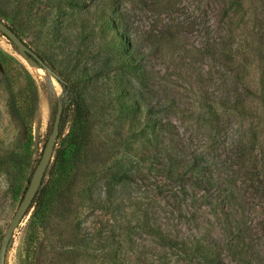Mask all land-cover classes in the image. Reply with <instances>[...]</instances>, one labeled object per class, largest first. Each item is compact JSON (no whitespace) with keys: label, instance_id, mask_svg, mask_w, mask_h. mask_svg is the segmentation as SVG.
Listing matches in <instances>:
<instances>
[{"label":"rangeland","instance_id":"374dc122","mask_svg":"<svg viewBox=\"0 0 264 264\" xmlns=\"http://www.w3.org/2000/svg\"><path fill=\"white\" fill-rule=\"evenodd\" d=\"M104 1L86 0L85 7L78 13L90 16L88 11H100ZM121 4L127 13L132 35L143 38L140 43L142 64L148 80L145 85L135 81L134 89L145 96L147 105L144 104L143 110L135 114L137 119L145 123L146 116L150 114L144 112V108L150 104L163 123L171 122L180 132L185 154L174 157L182 159L197 154L200 164L208 167L207 174L213 181H224V178L230 181H263L261 177L251 178L250 173L243 171L246 168L242 164L247 163H243L247 158L244 148L248 142L241 146V134L233 130L236 123L240 129L245 126L248 137L251 135L249 130L264 132V121L259 113L246 120L234 116L232 112H225L223 136H217L202 122L186 115L192 111H196L197 115L214 95L224 98L237 95L236 82L241 79V70L232 63L224 47L228 43L249 50L262 42L264 0H246L248 14L244 20H240L241 15H235L228 23L219 20V4L215 0H185L172 12L174 14L168 15V18L181 17L174 20L175 23L180 22L179 26H175V30L179 31L176 44L159 47L149 40L150 37L162 34L161 31H167L170 26L165 22L157 25V14L152 7L138 0H121ZM37 5L35 21L26 23L15 18L14 0H0V18L10 26L13 20L21 21V37L33 49L47 54L58 63H66L74 57L77 68H84L92 64L94 56H103L95 39L84 38L66 28L72 8L50 9L44 0H38ZM55 19L62 24L54 22ZM248 26L251 31L242 33L241 28ZM0 51L7 56L0 53L1 244L5 229L16 213L42 156L64 91L55 75L35 64L2 32ZM19 63L30 71L38 88L39 108L30 126L24 125L20 119H13L9 113V95H16L21 104L24 99L22 78L18 74ZM120 73L114 69L109 78L99 81V104L105 103L106 108L97 112L92 146L85 150L80 168L70 170L68 181L74 196L79 192L94 198L112 195L114 202L95 208L88 198L84 199L79 205L80 228L75 226L78 220L73 208L61 223L55 220L58 224L52 227L48 240L41 243L35 258L30 259L24 236L33 209L10 242L6 264H48L50 249L56 251H50V254L61 258L57 264H77L86 259L88 262L97 260L108 264H196L187 262L181 250L163 247L159 239L147 231V219L177 239L210 238V235L217 240L223 239L226 214L222 205H217L219 212L207 206L189 215L178 209V203L183 202L181 193L177 197L168 196L170 193L167 191L173 181H196L195 173L191 171L182 174L179 179L166 174L165 168L171 161L164 153L165 145L179 138H171L168 132L159 129L154 137L156 132L148 126L145 135H132V123L120 118L116 103L109 102L108 91H111ZM124 78L130 81L125 75ZM196 108H199L198 112ZM237 193L234 207L241 211V227H249L251 244L261 246L264 197L259 196L258 183L239 184ZM220 196L214 192L210 200L215 204ZM81 243L85 244L84 247H94L98 256H77Z\"/></svg>","mask_w":264,"mask_h":264},{"label":"trees","instance_id":"16d2710c","mask_svg":"<svg viewBox=\"0 0 264 264\" xmlns=\"http://www.w3.org/2000/svg\"><path fill=\"white\" fill-rule=\"evenodd\" d=\"M37 1L14 0L15 18H19L26 23L34 22L35 11L38 6ZM85 1L44 0L45 5L50 9L72 8L71 17L66 20V28L71 32L82 35L84 38L91 37L92 40L95 39L103 56H94L90 66L77 68L74 57L66 63H58L47 54L37 51L38 56L46 61L57 74V79L63 87L64 92L61 102L64 104V112L53 165L35 199L34 210L26 225L24 243L28 244V257L30 259L35 258L34 255L40 249L41 243L48 240L52 227L67 218L73 208L75 209L76 220H78L75 226L78 229L80 228L79 205L84 199L88 198L95 208H103L114 202L112 195L107 198H94L92 195L87 197L79 192L74 196L73 189L71 190L68 181L70 170L80 168L85 150L92 146L94 129L97 125V112L106 108L105 103L99 104V81L104 77L109 78L108 75L116 69L117 72H121V75L111 87V91H108L110 92L108 93L109 102L116 103L120 118L127 119L132 123L130 127L132 135H137V133L145 135V129L148 126L156 132L154 137L157 136L159 129L168 132L171 138H179L171 140L170 143L165 145L164 153L171 161V164L165 168L166 174L170 178L179 179L182 174L189 171L195 173L196 181H173L174 183L167 191L170 193L168 196L174 195L177 197L178 193L182 194L183 202L178 203L180 212L194 215L207 206H211V208L218 211L217 205L219 203L222 205L224 214H226L224 237L221 240L214 239L211 235L210 238L201 236L193 239L187 237L177 239L159 226L151 223V219H147L145 226L149 234L157 237L163 247L181 250L185 254L184 259L189 263L264 264V237L261 246L256 247L251 244L248 239L250 228L245 227V229H242L241 211L234 207L238 198L237 188H239V184L258 183L259 196L264 197V132L259 133L255 130H249L251 135L248 137L244 125L240 129L236 127L235 123L233 127L235 133L241 134V141H243L241 146L244 145V142H248L244 148L247 158L244 159L243 163H247L242 164V167L246 168L243 171L250 173L251 178L256 177L258 179L261 177L263 181H230L226 178H224V181H213L207 174L208 167L200 164L197 154L176 159L174 155L184 156L185 154V148L181 145L182 140L177 127L171 122L163 123L162 119L155 115V110L150 104L144 108V112L147 111L146 113L150 114L146 116L145 123L137 119L135 115L143 110L144 104L147 105L145 96L139 90L134 89L135 81L145 85L148 80L146 69L142 64L143 52L140 43L143 38L132 35L133 31L129 25L127 13L122 9L121 0L104 1L100 11L95 13L88 11L87 14L91 13L90 16L78 13L85 7ZM138 1L152 7V10L157 14V25L165 22L166 25L170 26L167 31H161L162 34H156L150 37L149 40L153 41L156 47L176 44L179 31L175 30V26H179L180 22L175 23L174 20L176 18L181 19V17L168 18V15L174 14L172 12L185 0ZM245 1L215 0V3L219 4V20L228 23L229 19L235 18V15H241L240 20L243 21L248 14ZM54 22L59 25L62 24L58 19ZM20 24H22L21 21L18 23L13 20L11 27L21 36ZM247 31H251L250 26L241 28L242 33L245 34ZM224 50L229 54L232 63L236 64L241 70V79L236 82L237 95L228 98L214 95L210 103L205 105L206 108L201 111L196 108L197 112L199 111L197 115H195L196 111L186 115L187 118H194V120L202 122L217 136H223L225 128L223 115L225 112H232L234 116L246 120L253 114L259 113L264 121V38L261 43L255 45L254 48L250 47L249 50L239 49L228 43ZM0 53L2 56H6L1 51ZM33 59L39 65H42L37 58L33 57ZM18 74L22 78L24 99L21 104L16 95H9V113L13 119H20L24 125L30 126L34 122L39 108L38 88L35 78L22 63L18 65ZM124 75L130 81L125 80ZM199 76L202 77L201 73H199ZM91 94L95 95L90 96ZM181 112L186 113V110ZM255 171L257 172L256 175ZM201 189L204 191L201 192ZM214 192L221 194L219 201H216L215 204L210 200ZM57 219L58 223L55 222ZM260 228H264V215L261 217ZM84 245L81 243L76 255L98 256L94 247L89 245L84 247ZM50 251L56 253L53 249H50ZM50 251H48L50 255L48 264L59 263L61 258H58L56 254H50ZM107 254L111 255L110 252H107ZM112 256L114 257V251ZM77 264L108 263L98 262L97 260L88 262L86 259Z\"/></svg>","mask_w":264,"mask_h":264},{"label":"water","instance_id":"95a60500","mask_svg":"<svg viewBox=\"0 0 264 264\" xmlns=\"http://www.w3.org/2000/svg\"><path fill=\"white\" fill-rule=\"evenodd\" d=\"M0 32H2L15 46L21 48L25 54L34 61L42 69L52 73L57 77L54 70L46 61L38 56V53L33 49L9 24L0 19ZM37 58L42 65H39L34 59ZM64 112V104L60 101L57 106L53 128L48 136L44 146L42 156L33 172L29 186L27 187L24 196L10 221L8 227L1 239L0 244V264H6L7 251L11 240L13 239L16 230L27 220L31 211L34 209L35 199L37 198L41 187L53 165L57 143L61 132V123Z\"/></svg>","mask_w":264,"mask_h":264},{"label":"bare ground","instance_id":"6f19581e","mask_svg":"<svg viewBox=\"0 0 264 264\" xmlns=\"http://www.w3.org/2000/svg\"><path fill=\"white\" fill-rule=\"evenodd\" d=\"M36 64V63H35Z\"/></svg>","mask_w":264,"mask_h":264}]
</instances>
